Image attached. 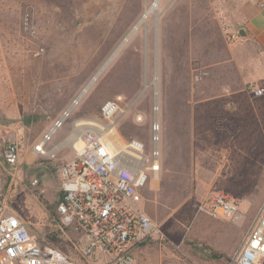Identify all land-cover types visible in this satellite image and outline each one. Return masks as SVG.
Wrapping results in <instances>:
<instances>
[{
  "label": "rangeland",
  "instance_id": "374dc122",
  "mask_svg": "<svg viewBox=\"0 0 264 264\" xmlns=\"http://www.w3.org/2000/svg\"><path fill=\"white\" fill-rule=\"evenodd\" d=\"M69 1L59 20L55 0H0V149L16 137L24 145L15 164L0 157L7 209L37 239L78 259L75 236L55 213L59 168L73 151L51 149L75 120L101 119L108 99L120 105L111 137L148 145L157 100L161 168L143 192L155 230L136 264H226L264 203V38L245 27L235 0H159L156 16L134 30L40 154L34 145L153 3ZM214 193L238 200V222L199 209Z\"/></svg>",
  "mask_w": 264,
  "mask_h": 264
},
{
  "label": "built area",
  "instance_id": "2783aa9c",
  "mask_svg": "<svg viewBox=\"0 0 264 264\" xmlns=\"http://www.w3.org/2000/svg\"><path fill=\"white\" fill-rule=\"evenodd\" d=\"M258 7L264 9V0ZM237 37L236 32L228 35L232 40ZM254 92L261 94L262 90L255 88ZM66 109L34 145L35 152L48 151L47 144L68 116ZM119 109L117 101L108 99L99 107L101 119H77L74 125L84 127L80 144L76 148L72 145V158L59 168L61 197L55 213L59 225L75 236L80 257H70L57 246L37 239L7 209L0 195V264H136L135 251L155 230L144 209L143 192L161 168L162 126L159 104L154 101L148 145L136 138L115 139L111 134ZM89 119L96 121V128L84 124ZM143 119L142 113L135 112V122ZM23 146L21 137L6 142L0 149L3 162L15 164ZM199 209L229 222L241 218L238 200L224 193L204 196ZM84 238L88 244L80 250ZM91 250H97V260H91ZM226 264H264V203Z\"/></svg>",
  "mask_w": 264,
  "mask_h": 264
},
{
  "label": "bare ground",
  "instance_id": "6f19581e",
  "mask_svg": "<svg viewBox=\"0 0 264 264\" xmlns=\"http://www.w3.org/2000/svg\"><path fill=\"white\" fill-rule=\"evenodd\" d=\"M56 2H58L59 4H61L59 6V9L57 11L60 10V12L58 13V19H62L63 17V12L66 13L65 8L66 6H68L69 4H71V2L69 0H55ZM154 2H156V0H153V3L149 6V7H145L143 9L142 14L140 15V17L136 20V22L134 23V25L132 26V28H134V26L136 24H140L143 22V19H146L147 16L152 12L154 14V12H156V8L158 6V2H157V6L154 5ZM131 28V29H132ZM130 29V30H131ZM129 30V31H130ZM128 34V33H127ZM127 34L121 39V41L114 47V49L111 51V53L107 56V58L102 62V64H100V66L97 68V70L93 73V75L90 77V79L86 82V84L79 90V92L77 93V96L75 97L74 100L71 101V109L68 111V116L75 110V108L78 106V104L80 103L84 93L87 92L88 88L90 87V85L97 79V77L99 76V72L102 71L103 69L106 68V66L108 64H106V61H108V59L110 58V56H112V58L118 53V51L121 49V47L125 44V42L127 40L126 36ZM123 43V44H122ZM121 45V46H120ZM120 47V49L118 48ZM119 49L116 51V49ZM116 51V52H115ZM115 52V53H114ZM114 53V54H113ZM111 61V60H110ZM109 61V62H110ZM108 62V63H109ZM101 73V72H100ZM157 99V97H156ZM76 121V120H75ZM74 121V122H75ZM88 122H85L84 124H87L88 126H91L92 128H96V121L89 119L87 120ZM74 122L72 123L70 132L62 139H60L55 146L53 147L54 150L56 147L59 146H65L68 145L69 147H71V149H73V144L75 145V148L79 146L80 144V135L82 133V131L84 130V127H80L81 125H78L77 127L74 125ZM107 128H110V126H107ZM103 133V131H101V134ZM48 152V151H47ZM156 178H158V175L156 176Z\"/></svg>",
  "mask_w": 264,
  "mask_h": 264
},
{
  "label": "crops",
  "instance_id": "0c3cea01",
  "mask_svg": "<svg viewBox=\"0 0 264 264\" xmlns=\"http://www.w3.org/2000/svg\"><path fill=\"white\" fill-rule=\"evenodd\" d=\"M260 0H235L240 20L257 38H264V9L258 7Z\"/></svg>",
  "mask_w": 264,
  "mask_h": 264
},
{
  "label": "water",
  "instance_id": "95a60500",
  "mask_svg": "<svg viewBox=\"0 0 264 264\" xmlns=\"http://www.w3.org/2000/svg\"><path fill=\"white\" fill-rule=\"evenodd\" d=\"M157 2H158V0H156V2H154V5H156L157 6ZM154 14H155V16H156V12H154ZM145 19H143V21H144ZM141 24V23H140ZM140 24H136L135 26H134V28H132L129 32H128V34H127V36H126V39L125 40H128V38L132 35V33L134 32V30L140 25ZM238 33H239V35L243 38V37H246L247 36V32L245 31V29L244 28H240L239 30H238ZM123 44V43H122ZM121 46V45H120ZM119 49H120V47H118ZM116 49V51L117 50H119V49ZM115 51V52H116ZM114 52V53H115ZM113 53V54H114ZM112 59V56H110V58L108 59V61H106V64H108V62L110 61ZM100 72H102V71H100ZM100 72H99V74H100ZM76 100V99H75ZM155 101H157V100H155ZM71 109V106H69L66 110L67 111H69Z\"/></svg>",
  "mask_w": 264,
  "mask_h": 264
},
{
  "label": "trees",
  "instance_id": "16d2710c",
  "mask_svg": "<svg viewBox=\"0 0 264 264\" xmlns=\"http://www.w3.org/2000/svg\"><path fill=\"white\" fill-rule=\"evenodd\" d=\"M40 241H41V240H40ZM228 258H229V257H228ZM228 258H227V259H228Z\"/></svg>",
  "mask_w": 264,
  "mask_h": 264
}]
</instances>
